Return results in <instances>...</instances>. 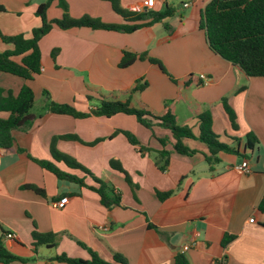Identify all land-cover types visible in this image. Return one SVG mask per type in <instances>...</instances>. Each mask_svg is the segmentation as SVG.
Here are the masks:
<instances>
[{
	"label": "crops",
	"instance_id": "0c3cea01",
	"mask_svg": "<svg viewBox=\"0 0 264 264\" xmlns=\"http://www.w3.org/2000/svg\"><path fill=\"white\" fill-rule=\"evenodd\" d=\"M47 1L0 0V6L5 9L0 12V53L12 49L2 41L1 35L25 34L29 37L41 26L36 11ZM145 1L118 0L127 15L145 13ZM211 1L156 0L155 7L148 11L164 12L167 6L171 7L175 15L165 23L175 31L173 37L201 34L207 42L199 25ZM66 2L70 15L76 19L89 15L104 23L133 24L115 13L110 2ZM47 16L49 20L62 18L63 11L57 2ZM165 23L143 27L131 34L89 28L63 31L55 27L40 42V75L25 80L0 72L1 89L10 90L14 95L23 86L33 90V113L39 115L29 130L13 132V149L0 148V240L14 255L31 260L11 264H65L54 261L63 254L88 260L89 252L80 244L110 263L115 256H120L126 264H175V257L183 253L189 264H264V214L258 210L264 196V78L247 77L239 68L215 55L208 42L206 49L203 48L201 61L204 65L188 72L209 78L208 98L199 97L196 101L200 105L220 106L225 133L231 122L223 108V99H227L236 115L238 128H231L237 136L225 145L237 148L239 154L220 152L218 162L212 166L205 159L208 155L205 144L202 143L205 147L198 146L196 155L181 156L174 152L170 132L158 125L146 129L134 116L118 114L111 118L76 119L45 111L47 101L43 93L47 91L54 102L70 105L81 113L89 112L97 102H90L85 94H80L82 86L78 88L86 72L101 74L110 85L102 84L108 92L131 89L137 78L130 82L119 72L148 61H137L122 69L119 64L124 52L151 56L154 47L172 39L171 36L156 40L157 26ZM54 49H59L56 61L52 58ZM64 68L67 69L66 77L61 72ZM186 75L175 79H183ZM146 104L157 113L164 110V106L161 110L154 104ZM6 116L0 113V118ZM192 120L197 118L185 124ZM219 130L213 120V131L220 138ZM117 131L133 135L138 146L131 145L123 134H116ZM249 133H254L259 141L253 152L245 150ZM67 135L77 136L79 140H58L56 150L76 160L111 187V195L121 198L120 206H103L100 196L92 190L98 185L91 177L64 163L54 162L51 143L54 138ZM186 140L192 139H185L184 143ZM92 143L95 144L88 145ZM162 150L171 152L169 166L164 172L156 164ZM34 159L53 162L61 171L80 178L85 185L59 180ZM246 160L249 172L236 171L234 167ZM111 161L122 165L129 182L111 168ZM27 186L43 190L45 196L24 188ZM169 191L173 194L160 201L157 192ZM65 197L69 198L65 208H56L54 204ZM35 229L42 234H57V246L54 249L35 247L32 239ZM8 233H12L15 240H5ZM226 235L235 239L223 248Z\"/></svg>",
	"mask_w": 264,
	"mask_h": 264
},
{
	"label": "trees",
	"instance_id": "16d2710c",
	"mask_svg": "<svg viewBox=\"0 0 264 264\" xmlns=\"http://www.w3.org/2000/svg\"><path fill=\"white\" fill-rule=\"evenodd\" d=\"M110 2L113 10L123 17L126 22H133L132 25H116L104 23L99 19H95L89 15L82 18H73L69 13V6L66 0H48L40 5L36 11V16L41 20V26L32 31L31 36L18 34L14 36L1 35L2 41L12 47L0 53V72L19 77L25 80H33L35 76L41 74L42 68V51L40 47L41 40L47 36L55 27L63 31L75 28H89L92 30H105L113 32H121L125 34L135 33L143 27L152 26L157 23H165L169 18L175 15V11L171 7H166L164 12L146 11L127 15L119 5L118 0H100ZM57 2L58 7L62 9L63 16L61 19H48V11L51 6ZM0 12L5 9L0 6ZM166 30L171 32L170 26L164 24ZM200 30L205 32L210 50L225 61L231 63L234 67L239 68L249 78H264V0H212L204 9L200 21ZM59 49H54L52 58L56 61ZM148 61L153 65H158L161 71L168 75L161 63L151 58L148 54H132L124 52V57L119 67L124 69L133 65L137 61ZM171 81L177 87V98L171 103H165L164 110L161 113L155 112L148 105L140 103L138 106L133 104V98L143 93L149 87L143 79L138 80L131 89L121 91L125 99L121 100L117 97L100 96L96 100L97 104L87 113H81L74 107L67 104H58L54 102L50 94L45 91L43 96L47 101L45 111L56 114L72 116L76 119H86L92 116L111 118L118 114L134 116L138 123L146 129H153L154 126L169 129L174 140V152L181 156H193L198 151L193 150L185 145V139H196L205 144L208 149V155H205L209 165L218 162L220 152L230 154H239L237 148H231L219 141L213 131V117L211 112H201L199 108L190 107V111L195 115L199 122V133L195 136L192 128L185 124L179 125L178 117L175 112V103L183 100L182 93L196 87H203L205 84L200 77L190 74L183 79H174L169 76ZM143 81L144 83H142ZM92 102V98L88 97ZM223 108L229 117L231 126L237 130L236 115L232 108L228 105L227 99L222 100ZM35 105V95L33 90L28 86H23L17 95L12 91L0 88V113H5V118H0V148L3 150H11L15 145L13 132L15 130H29L37 115L33 113ZM157 122V123H155ZM116 134H123L131 145L138 146L135 137L124 131H117ZM115 134V135H116ZM58 140H79L77 136L67 135L56 137L51 143V155L54 162L64 163L73 170H80L86 176L91 177L98 187H92L101 199L103 206L111 208L112 206H120L121 198L119 195H111L113 192L105 182L96 178V176L79 164L76 160L65 156L56 150ZM236 142H239L236 140ZM259 143L254 133H249L246 137L245 150L253 152ZM95 143L88 144L93 146ZM166 145V142L163 141ZM171 152L162 150L156 164L161 171H166L170 163ZM34 161L44 170L53 173L59 180H66L72 183L84 186V181L80 178L61 171L53 162L36 160ZM110 166L113 170L123 174L127 182H129L127 172L117 161H111ZM33 190L41 196H45V192L35 186L24 187ZM173 194L172 191L161 193L157 192L160 201H165ZM258 210L264 214V196L258 206ZM33 245L35 247L45 246L54 249L57 246V234H42L35 229L32 233ZM235 239L232 235H226L223 239L222 246H226ZM81 247L89 252L90 258L83 260L80 258H71L67 255H59L54 261L65 264H126L125 260L120 256H115L112 263L99 258L96 253L84 244ZM30 262V259H24L11 253L0 240V264H11L13 262ZM175 264H189L185 254L179 253L175 257Z\"/></svg>",
	"mask_w": 264,
	"mask_h": 264
},
{
	"label": "rangeland",
	"instance_id": "374dc122",
	"mask_svg": "<svg viewBox=\"0 0 264 264\" xmlns=\"http://www.w3.org/2000/svg\"><path fill=\"white\" fill-rule=\"evenodd\" d=\"M157 29H159L157 32V41L171 36L172 39L165 44L154 47L150 57L159 61L168 75L164 74L158 65H151L150 62L139 63L135 66V68L122 70L119 73H122L121 75L123 76L126 75V78L130 82H132L134 78H137L135 82L143 79L144 82L149 84V88L146 92H144V94H138L135 98H133V104L135 106H138L140 103L146 104V102H149L162 110L165 102L171 103L177 98L176 88L169 76L175 79L177 76H182L183 74L190 75L188 72L203 66L204 64L201 60L204 55L203 48L206 49L205 47H207V42L201 34H198V37L194 34H187L182 38H179L173 37L175 31L168 32L162 25L157 26ZM49 59L51 60V57ZM141 66L143 67L142 69ZM66 71L67 69L65 68L61 70L63 77H66ZM188 75H186V77ZM82 78L84 81L82 79V82L78 84V88L82 86L80 94H85L87 98L90 97L96 101L101 95L107 97L113 95V97H117L121 100L125 99V96H123L120 91H106V88L103 87L102 84H107L108 86L109 83H107V81L99 73L93 72L92 75H90L86 72L82 74ZM143 81L141 82L144 83ZM206 87V85L200 87L199 89L193 87L189 91L182 93L183 100L176 102L174 107L179 125L184 126L187 121L195 117V115L190 111L191 106L199 108L201 112L209 111L211 112L216 125L220 129L219 132L221 136L219 140L221 143L229 144L231 141L230 138H236L237 134L231 128L229 123L228 133L224 132L223 124L220 119V117L224 114L220 110V106L211 107V105L204 103H201L203 105H200L196 101L199 97L204 98V96H207L208 98L209 90H206ZM76 103L79 105V100ZM235 123L238 125L237 121ZM188 126L192 128L195 136H197L199 129L198 121L192 120L188 123ZM162 130L170 132V130L166 128H162ZM186 144L194 150H198L199 145L205 147L199 140L196 139L186 140L185 145Z\"/></svg>",
	"mask_w": 264,
	"mask_h": 264
},
{
	"label": "built area",
	"instance_id": "2783aa9c",
	"mask_svg": "<svg viewBox=\"0 0 264 264\" xmlns=\"http://www.w3.org/2000/svg\"><path fill=\"white\" fill-rule=\"evenodd\" d=\"M156 5V0H147L144 2L143 6H144V11H148V10H152ZM185 7H188L189 4H185ZM201 80L204 82L205 85H209L210 84V80L208 77L202 75ZM236 171L240 172V173H248L250 170L249 167V162L246 160L244 161L241 165H237L234 167ZM69 202V198L65 197L62 198L59 202H56L54 204V206L58 209H63L65 208V206L68 204ZM253 222V220H251ZM5 240L7 241H12L15 240V236L12 233H8L5 235Z\"/></svg>",
	"mask_w": 264,
	"mask_h": 264
}]
</instances>
